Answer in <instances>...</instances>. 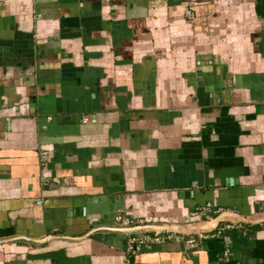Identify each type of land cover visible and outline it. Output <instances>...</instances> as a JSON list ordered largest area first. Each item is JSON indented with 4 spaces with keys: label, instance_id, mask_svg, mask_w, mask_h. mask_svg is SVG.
Here are the masks:
<instances>
[{
    "label": "crops",
    "instance_id": "obj_1",
    "mask_svg": "<svg viewBox=\"0 0 264 264\" xmlns=\"http://www.w3.org/2000/svg\"><path fill=\"white\" fill-rule=\"evenodd\" d=\"M206 204L264 218V0H0V264H264L231 219L126 252Z\"/></svg>",
    "mask_w": 264,
    "mask_h": 264
},
{
    "label": "built area",
    "instance_id": "obj_2",
    "mask_svg": "<svg viewBox=\"0 0 264 264\" xmlns=\"http://www.w3.org/2000/svg\"><path fill=\"white\" fill-rule=\"evenodd\" d=\"M188 17H191V13L189 11L186 12ZM41 202H38L40 204ZM220 213H222L221 210L214 208L210 204H206L204 206H201L197 208L192 213V218L194 219L193 222H208L213 220L215 217H217ZM117 221H121L120 217H117ZM126 223V222H125ZM141 225V224H140ZM234 228L233 225H227V226H218L214 232H205L200 233L199 237L206 239L209 237H218L223 234L225 230ZM151 233H145L140 237H133L128 239L127 245H126V252L127 253H134L137 249H139L141 246H144L148 242H154V243H166L170 240L179 239L181 237L180 233L177 232H156L153 231Z\"/></svg>",
    "mask_w": 264,
    "mask_h": 264
},
{
    "label": "water",
    "instance_id": "obj_3",
    "mask_svg": "<svg viewBox=\"0 0 264 264\" xmlns=\"http://www.w3.org/2000/svg\"><path fill=\"white\" fill-rule=\"evenodd\" d=\"M226 219H231L239 223L244 224H253V223H262L264 222V218H257V219H248L245 218L237 213L224 211L220 213L216 218H214L211 221L208 222H201L196 224L195 226H178V227H137L136 229L142 230L147 229L150 231H165V232H177L180 234L188 233V234H200L205 232L214 231L221 222H223Z\"/></svg>",
    "mask_w": 264,
    "mask_h": 264
}]
</instances>
